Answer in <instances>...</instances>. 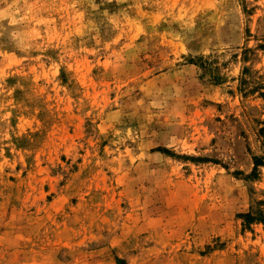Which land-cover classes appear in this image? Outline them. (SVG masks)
<instances>
[{"label": "rangeland", "instance_id": "obj_1", "mask_svg": "<svg viewBox=\"0 0 264 264\" xmlns=\"http://www.w3.org/2000/svg\"><path fill=\"white\" fill-rule=\"evenodd\" d=\"M259 212L264 0H0V264H264Z\"/></svg>", "mask_w": 264, "mask_h": 264}, {"label": "trees", "instance_id": "obj_2", "mask_svg": "<svg viewBox=\"0 0 264 264\" xmlns=\"http://www.w3.org/2000/svg\"><path fill=\"white\" fill-rule=\"evenodd\" d=\"M262 164L260 159H256L255 161V167H259ZM244 219L246 224H252L254 222L263 223L264 224V214L262 212H259L258 214L248 213L244 215Z\"/></svg>", "mask_w": 264, "mask_h": 264}]
</instances>
